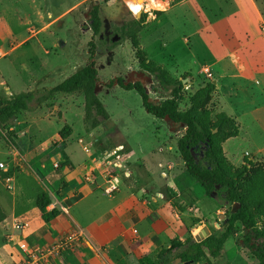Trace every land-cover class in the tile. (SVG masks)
I'll return each mask as SVG.
<instances>
[{
  "label": "crops",
  "instance_id": "crops-1",
  "mask_svg": "<svg viewBox=\"0 0 264 264\" xmlns=\"http://www.w3.org/2000/svg\"><path fill=\"white\" fill-rule=\"evenodd\" d=\"M86 1L79 2L72 9H78ZM119 1L123 11L125 2ZM168 4L161 17L152 13L148 15V25L141 32V45L148 59L153 61L145 41L153 40L154 28L163 22L171 26L172 31L176 30L175 23L185 26L186 42L194 43L191 58L204 62L200 74L208 68L214 77L216 92L212 109L236 119L241 127L239 136L224 144L227 157L236 167L244 164L246 156L264 162V157L256 158L246 153L234 163L228 155L231 145L243 137L252 139L255 129H260L264 138V36L260 32L264 3L258 0H182L176 4L169 1ZM65 14L58 15L56 22ZM199 47L205 49V57L199 56L203 50H198ZM171 58L174 59L175 55L171 54ZM157 64L164 66L162 61ZM138 69L137 62V67L132 70L136 76ZM181 69L182 73L173 75L179 78L187 74L192 76L191 65L181 66ZM75 72L61 77V83ZM38 75L31 73L30 91L37 88ZM134 78L127 82L139 81ZM192 80V87L197 90L205 85V79L196 81L192 76ZM140 81L147 88L146 83ZM117 85L106 86L105 90H113ZM226 94H230V98H226ZM234 96L243 97L244 105L230 106ZM101 99L110 114L106 123L113 126V132L108 136L105 131L104 137L96 138L95 129H86V134L79 139L86 145L97 143L110 148L116 146L111 144L115 135L120 140L117 145L126 147L127 174L121 171L116 178H108L107 165L99 162L98 155L86 153L84 145L72 140V135L61 139L62 129L56 131V144L51 149L39 150L37 145L31 147V142L21 146L16 142L17 147L6 152L0 145V150L11 157L13 170L23 173L30 168L34 172H28L23 185L17 183L16 189L7 188L11 194L7 208L0 202L7 216L0 222V264L26 263V256L19 247L21 241L31 248L46 251L65 238L73 242L65 251L52 257L56 263L140 264L143 257L154 255L175 239L185 241L206 227L211 234L214 229H220L217 217L224 214V209L207 197L205 188L186 171L180 157L178 141L186 128L150 113L144 117L124 115L117 119ZM56 108H62L61 102ZM126 108L125 105L123 110L127 111ZM38 131L36 129V137L40 136ZM16 138L19 140L18 135ZM76 143L82 148H76ZM260 152L264 153V147ZM92 171L95 177L89 181L87 177ZM14 174L10 175L13 180ZM0 184L3 185L1 178ZM113 186L118 189L109 195L107 191ZM41 193L51 198L48 210L60 212L50 222L43 220L37 206ZM17 222H26L28 227L16 230L14 225ZM230 241L233 244L228 246ZM242 257L247 259L242 260ZM214 263L257 264L238 244V237L227 241L221 257Z\"/></svg>",
  "mask_w": 264,
  "mask_h": 264
},
{
  "label": "rangeland",
  "instance_id": "rangeland-1",
  "mask_svg": "<svg viewBox=\"0 0 264 264\" xmlns=\"http://www.w3.org/2000/svg\"><path fill=\"white\" fill-rule=\"evenodd\" d=\"M81 1L83 0H0V51L5 54V57L0 56V94L7 92V96H11L13 93L30 92L31 73L39 74L37 88L34 92L37 96L44 94L47 90L59 85L62 81L61 77L70 75L90 63V43L94 41L95 61L100 77L98 92L108 109L115 114L117 119L124 115L129 118L149 116L143 107L141 96L136 91L127 93L128 91L118 85L109 91L105 88L113 79L122 78L127 82L136 76L132 70L137 67L138 60L131 42L124 40L122 34V27L125 24L133 19H140L137 18L132 7L137 5L142 14L152 13L157 17L155 12L164 11L169 1L170 4H176L180 0H133L134 4L131 7L127 4V0H121L125 2L123 11L119 0H87L78 9H72ZM258 1L264 3V0ZM96 5L100 7L102 15V26L98 35H94L90 17ZM63 13H66L64 18L56 22V17ZM146 25H148L147 22ZM175 25H177L176 30L172 31V27L163 22L158 28H154L153 40L145 41L153 61H162L163 67L172 74L182 73L181 66L191 65L192 76L196 81L205 79V85L213 83L214 77H209L204 72L205 68L200 74L204 62H199L190 56L194 43L191 45L186 42L185 39L188 36L184 34L185 26L176 23ZM13 47H15L14 50H12ZM201 49L203 50L199 56L205 57V49L198 48V50ZM171 54L175 55L174 59L171 58ZM138 70L139 74L134 79L143 80L146 83L152 101L157 103L172 96L171 91L168 92L161 88L155 77L150 75L143 77L140 67ZM200 75L202 77H199ZM192 76L187 74L178 77L183 80V91L179 94L182 98L180 100L182 110L187 109L188 99L197 91V87H192ZM3 82H6V85ZM102 90L104 91L100 93ZM229 96L226 94V98H230ZM232 100L230 106L232 104L244 105L243 97L234 96ZM60 102L62 108H56ZM125 105L127 111L123 110ZM45 106L47 107H39L37 100H34L30 104V110L21 111L7 124L1 125L4 136H0V145L6 152L17 147L16 142L20 146L31 142V147L37 145L39 150L41 148L51 149L56 144V131L63 129L66 125L73 128L72 140H78L80 143L82 139L79 138L84 136L86 129L90 127L85 121L84 97L79 94L60 95ZM36 129L39 130L40 136L38 137H36ZM95 130L97 138L104 137L105 131L109 136L114 128L109 123L107 125L105 121ZM260 132V129H255L252 139L243 137L228 148V155L234 163L246 153L256 158L264 157V153L260 152V149L264 147V138ZM17 135L19 140L16 138ZM119 143L120 140L113 135L111 144ZM83 145H86L85 141ZM74 146L82 148L77 143ZM6 152L0 150V160H2L0 162L5 161L10 169L9 173L0 169V178L3 179V185L0 184V202L7 208L9 205L7 201L11 199V194L7 190V182L4 178L6 175H13L17 170H13L11 157L7 156ZM253 161L257 165L264 164L259 159H253ZM28 172L34 174L30 168H26L23 173L17 171L14 174L15 179L12 186L15 189L17 183L23 185V181L28 179ZM30 181L32 182V179ZM228 244L230 246L233 241ZM230 254L233 255V252L231 251ZM246 259L242 257V260Z\"/></svg>",
  "mask_w": 264,
  "mask_h": 264
},
{
  "label": "trees",
  "instance_id": "trees-1",
  "mask_svg": "<svg viewBox=\"0 0 264 264\" xmlns=\"http://www.w3.org/2000/svg\"><path fill=\"white\" fill-rule=\"evenodd\" d=\"M182 1V0H180ZM164 12H155L157 18ZM91 28L94 35L101 30L100 7L94 6L91 13ZM148 15L133 19L122 27V34L132 44L141 72L155 77L165 91L172 96L155 103L142 81L125 82L122 78L113 79L109 87L118 84L124 90H135L141 96L143 106L148 113L158 119H168L186 128L184 136L178 141V150L186 171L206 190L207 197L215 200L224 209L225 219L220 229H214L205 240L198 242L191 236L185 241L175 239L171 245L162 248L154 255L145 256L140 264H169L176 259L197 264H215L220 258L227 241L238 237V244L247 250L257 264H264V164L257 165L248 156L244 164L236 167L227 157L224 144L240 134V124L224 112L215 113L211 108L216 85L208 83L201 86L188 99V107L181 109L183 80L171 74L162 65L150 61L142 48L140 35L146 27ZM90 63L78 69L64 82L38 95L34 91L0 94V127L7 124L21 111L30 110V104L37 100L39 107H47L49 101L60 95L79 94L85 100V121L88 130L95 129L103 120H109L110 114L98 94L99 71L95 61L96 45L90 43ZM145 77V76H143ZM72 127L66 126L60 132V138L72 135ZM0 136H4L0 128ZM51 198L41 193L37 206L45 222L55 219L60 212L48 210ZM7 218L0 205V222Z\"/></svg>",
  "mask_w": 264,
  "mask_h": 264
},
{
  "label": "built area",
  "instance_id": "built-area-1",
  "mask_svg": "<svg viewBox=\"0 0 264 264\" xmlns=\"http://www.w3.org/2000/svg\"><path fill=\"white\" fill-rule=\"evenodd\" d=\"M169 5V4H168ZM167 8V7H166ZM165 10V9H164ZM141 12V11H140ZM142 13V12H141ZM260 32L264 36V24L260 27ZM0 56L5 57V54H3L0 51ZM204 72L209 76L213 77L211 71L208 68H205ZM6 85V82H3ZM6 137V136H5ZM7 138V137H6ZM80 143L84 144V141L81 140ZM85 152L88 154L95 153L98 155L99 162H104L107 165V175L108 178H116V175L119 174L121 171H124L125 174H127L126 171V163H127V151L126 147L124 145H116L114 147H106L102 144L94 143L90 146L84 145ZM0 169L3 170L6 173H9L10 169L7 166V163L0 162ZM95 177V172H90L87 180H91ZM5 181L7 182V188L8 190H13V177L7 176ZM118 188L116 186H113L111 189L107 191V193L110 195L114 193ZM16 230H25L28 227V224L26 222H17L14 225ZM135 233L138 231L135 230ZM79 239V238H78ZM72 240L65 238L61 240L56 247L50 250L42 251L35 248L29 247V245L26 242L21 241L19 243L20 249L23 251V253L26 256V263L24 264H60L56 263L55 261H52V257L54 255H58L59 252L65 251L69 246L72 244Z\"/></svg>",
  "mask_w": 264,
  "mask_h": 264
},
{
  "label": "water",
  "instance_id": "water-1",
  "mask_svg": "<svg viewBox=\"0 0 264 264\" xmlns=\"http://www.w3.org/2000/svg\"><path fill=\"white\" fill-rule=\"evenodd\" d=\"M141 15H142V13L139 12V13L137 14V18H140ZM143 75H144V76H147L148 74L145 73V72H143ZM225 217H226V216H225L224 214H221V215L219 216V220L221 221V220L225 219ZM217 226L220 227V226H221V223L218 222ZM210 235H211V231H210V229H209L208 227H206V228H204L203 230H201V231L195 236V239H196L198 242H201V241L205 240L207 237H209ZM169 264H197V263H196L195 261L184 262L182 259H177V260H175V261H173V262H171V263H169Z\"/></svg>",
  "mask_w": 264,
  "mask_h": 264
},
{
  "label": "bare ground",
  "instance_id": "bare-ground-1",
  "mask_svg": "<svg viewBox=\"0 0 264 264\" xmlns=\"http://www.w3.org/2000/svg\"><path fill=\"white\" fill-rule=\"evenodd\" d=\"M127 2H128L127 4H129L130 7L133 6V4H134V3H133V2H134L133 0H127ZM132 8H133V9H134V8H137V5H134ZM134 12H135L136 14H138V12H139V7H138L137 10H135Z\"/></svg>",
  "mask_w": 264,
  "mask_h": 264
},
{
  "label": "snow or ice",
  "instance_id": "snow-or-ice-1",
  "mask_svg": "<svg viewBox=\"0 0 264 264\" xmlns=\"http://www.w3.org/2000/svg\"><path fill=\"white\" fill-rule=\"evenodd\" d=\"M137 8H138V6H137ZM137 8H134L133 10L135 11V10H137Z\"/></svg>",
  "mask_w": 264,
  "mask_h": 264
}]
</instances>
